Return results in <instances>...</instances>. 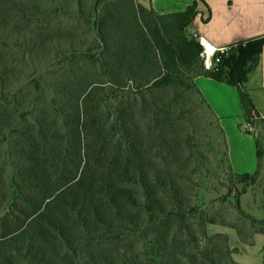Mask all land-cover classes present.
I'll return each mask as SVG.
<instances>
[{"label": "trees", "instance_id": "16d2710c", "mask_svg": "<svg viewBox=\"0 0 264 264\" xmlns=\"http://www.w3.org/2000/svg\"><path fill=\"white\" fill-rule=\"evenodd\" d=\"M70 1L49 11L36 0H0V264H240L228 236L208 232L218 221L191 195L179 156L190 147L193 92L224 138L199 76L237 87L247 123L264 125L245 87L264 38L206 69L185 32L195 5L157 14L133 1L126 9ZM62 11L94 32L100 56L74 43ZM252 134V174L232 171L224 138L231 184L261 174L264 146ZM235 209L253 236L264 235V219L240 198Z\"/></svg>", "mask_w": 264, "mask_h": 264}, {"label": "rangeland", "instance_id": "374dc122", "mask_svg": "<svg viewBox=\"0 0 264 264\" xmlns=\"http://www.w3.org/2000/svg\"><path fill=\"white\" fill-rule=\"evenodd\" d=\"M36 1L47 6L49 11H51L53 3L66 5V3L69 4L71 2L70 0ZM111 1L123 9H126L132 1L137 3L136 0ZM83 2L87 3V5L90 4L89 0H83ZM60 17L65 24L74 25V28L68 32L72 34L71 39H74L75 44L79 46L80 43L82 44V49L91 50V54L100 56V50L93 46L94 32L89 27H86L83 21L79 20L77 14L66 15L62 11ZM165 22L170 25V23H173V19L167 18ZM173 29L174 27L170 26L167 31L173 34ZM185 32L188 36L192 35L188 30ZM235 49L236 47L232 51ZM95 68L100 70V65H95ZM257 68L258 66L253 68L249 77L257 73ZM192 95L191 108L194 113L193 120L188 125L187 130V134L190 137V147L182 157L179 156L180 159L184 158L187 162L185 160L183 165L176 167H179L180 175L188 181V190L192 191L191 195L195 198L197 204L218 221V224L208 226V232L210 234L223 233L228 236L230 249L234 250L232 254L234 260L244 264H260L261 244L255 241L249 221L238 213L235 209V203L236 199L240 198L241 208L245 212L258 218L263 216V213H260L255 207H259L264 201V195H262L264 192V156L261 160V174L256 183L247 186L241 183L231 184L229 182L231 175L225 156L224 138L217 128V120L210 114L206 105L201 102L194 92ZM255 131H257L264 146V125H259ZM172 161L175 162L176 160ZM244 189L251 190L253 198L257 197L258 204L256 206H251L250 201L246 197L241 200ZM238 229L244 231L245 243L238 235ZM251 242H253V245H250Z\"/></svg>", "mask_w": 264, "mask_h": 264}, {"label": "crops", "instance_id": "0c3cea01", "mask_svg": "<svg viewBox=\"0 0 264 264\" xmlns=\"http://www.w3.org/2000/svg\"><path fill=\"white\" fill-rule=\"evenodd\" d=\"M144 8L158 14L183 12L195 5L196 16L186 30L203 35L218 47H235L237 44L264 38V0H136ZM197 88L219 120L232 171L252 174L258 168L256 139L246 130V118L237 87L213 78L199 76ZM256 109L264 116V46L257 73L250 75L245 85ZM247 198L254 204L253 192L247 190L241 200ZM264 219V208L255 207ZM261 244L260 264H264L262 248L264 235L255 236ZM240 264H244L235 260Z\"/></svg>", "mask_w": 264, "mask_h": 264}, {"label": "built area", "instance_id": "2783aa9c", "mask_svg": "<svg viewBox=\"0 0 264 264\" xmlns=\"http://www.w3.org/2000/svg\"><path fill=\"white\" fill-rule=\"evenodd\" d=\"M192 37L201 46L200 56L204 62L206 69H212L218 64L223 55H228L234 47H218L210 40L197 32H192ZM246 130L250 133L255 132V127L249 123H246Z\"/></svg>", "mask_w": 264, "mask_h": 264}]
</instances>
